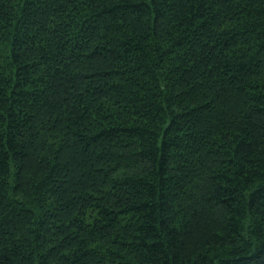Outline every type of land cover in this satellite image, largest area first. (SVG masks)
<instances>
[{"label":"trees","instance_id":"16d2710c","mask_svg":"<svg viewBox=\"0 0 264 264\" xmlns=\"http://www.w3.org/2000/svg\"><path fill=\"white\" fill-rule=\"evenodd\" d=\"M0 264H264V0H0Z\"/></svg>","mask_w":264,"mask_h":264}]
</instances>
